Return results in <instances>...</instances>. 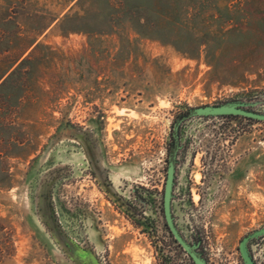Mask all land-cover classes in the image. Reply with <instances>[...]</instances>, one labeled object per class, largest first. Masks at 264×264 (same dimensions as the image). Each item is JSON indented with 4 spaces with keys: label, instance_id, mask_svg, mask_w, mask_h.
Segmentation results:
<instances>
[{
    "label": "rangeland",
    "instance_id": "obj_1",
    "mask_svg": "<svg viewBox=\"0 0 264 264\" xmlns=\"http://www.w3.org/2000/svg\"><path fill=\"white\" fill-rule=\"evenodd\" d=\"M233 100L264 111V0H0V264H193L162 216L110 198L106 166L133 159L138 179L176 118ZM181 129L199 159L209 147L200 250L244 264L264 226V121ZM250 250L264 264V236Z\"/></svg>",
    "mask_w": 264,
    "mask_h": 264
},
{
    "label": "flooded vegetation",
    "instance_id": "obj_2",
    "mask_svg": "<svg viewBox=\"0 0 264 264\" xmlns=\"http://www.w3.org/2000/svg\"><path fill=\"white\" fill-rule=\"evenodd\" d=\"M188 113L189 109L175 119L168 141L165 143L164 148L160 150L158 156H153L148 170H146L145 155L141 156L139 167L141 176L138 179L134 178L135 169H137L135 160L125 159L126 163L123 166L122 163L118 164L119 159L115 161L116 156L112 154L109 156L106 166V177L110 198L115 203L123 205L124 197L127 196L128 201L124 203L128 210L135 217H138L141 222L148 220L155 227L157 218L162 216L168 234L174 239V242L179 244L169 229L165 217V195L169 170L173 165L174 173L170 199L172 216L184 238L190 243L198 244V250L203 255L200 247L204 242L203 227L207 213L209 147L205 145L206 150L202 153V159H199L200 148L194 145L191 140L183 138L181 124L189 119L187 118ZM203 154H205V157H203ZM91 161L94 166L93 173L98 175L99 156L95 149ZM123 167L128 172L126 176L120 175ZM182 222H186L187 234H184V224ZM253 240L256 239L249 241V248ZM179 246L184 250L180 244ZM252 256L255 259L253 254Z\"/></svg>",
    "mask_w": 264,
    "mask_h": 264
},
{
    "label": "water",
    "instance_id": "obj_3",
    "mask_svg": "<svg viewBox=\"0 0 264 264\" xmlns=\"http://www.w3.org/2000/svg\"><path fill=\"white\" fill-rule=\"evenodd\" d=\"M259 105L258 101H245V100H233L218 104H205L196 107H191L187 118L191 117H217L224 115H236L244 116L258 121H264V111L258 110L256 107ZM174 173V167L171 165L169 170V179L167 183L166 195H165V217L167 225L178 243L184 248V250L192 258L194 264H209L207 259L198 250V244L188 242L179 231L175 220L171 212V186ZM264 236V226L255 229L247 234L239 244V250L244 264H257L253 258L249 241L251 239H258Z\"/></svg>",
    "mask_w": 264,
    "mask_h": 264
},
{
    "label": "trees",
    "instance_id": "obj_4",
    "mask_svg": "<svg viewBox=\"0 0 264 264\" xmlns=\"http://www.w3.org/2000/svg\"><path fill=\"white\" fill-rule=\"evenodd\" d=\"M229 116H234V115H224V117H229ZM249 119H251V118H249ZM258 121V120H257Z\"/></svg>",
    "mask_w": 264,
    "mask_h": 264
}]
</instances>
